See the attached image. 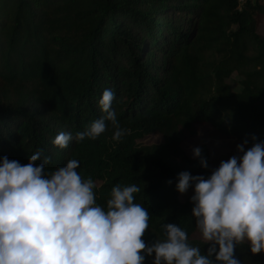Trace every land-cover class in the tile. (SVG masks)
Masks as SVG:
<instances>
[{
  "label": "trees",
  "instance_id": "16d2710c",
  "mask_svg": "<svg viewBox=\"0 0 264 264\" xmlns=\"http://www.w3.org/2000/svg\"><path fill=\"white\" fill-rule=\"evenodd\" d=\"M263 19L264 0H0V162L25 165L42 150L50 173L77 159L105 209L115 186L135 184V202L150 216L149 242L175 224L207 254L195 236L194 185L182 199L177 184L182 172L207 179L215 169L207 147L191 158L180 134L196 137V126L208 124L245 151L264 142ZM234 73L239 90L228 82ZM105 89L116 94L126 135L113 140L106 121L96 140L54 146L61 131L75 137L104 115ZM151 134L164 141L138 146ZM235 256L264 264L247 243Z\"/></svg>",
  "mask_w": 264,
  "mask_h": 264
},
{
  "label": "clouds",
  "instance_id": "9594fccd",
  "mask_svg": "<svg viewBox=\"0 0 264 264\" xmlns=\"http://www.w3.org/2000/svg\"><path fill=\"white\" fill-rule=\"evenodd\" d=\"M116 94L105 89L99 107L104 114L84 131H61L54 146L66 149L75 139H98L111 122L112 139L126 135L113 110ZM255 140V137H253ZM247 144V141H245ZM239 157L222 161L209 178L182 172L177 190L194 185L193 216L209 246L207 254L189 244L188 234L165 225L166 238L147 245L149 212L135 202L140 188L115 186L107 208L96 202V185L77 172V159L46 173L51 157L39 150L21 165L4 157L0 162V264H240L237 246L247 243L253 255L264 253V142H254ZM201 157V150L194 149ZM43 162L37 165V161ZM207 168V162L201 160Z\"/></svg>",
  "mask_w": 264,
  "mask_h": 264
},
{
  "label": "rangeland",
  "instance_id": "374dc122",
  "mask_svg": "<svg viewBox=\"0 0 264 264\" xmlns=\"http://www.w3.org/2000/svg\"><path fill=\"white\" fill-rule=\"evenodd\" d=\"M242 1L243 0H239V2ZM258 31L261 34H264V19L262 20ZM239 80H240L239 75L234 73L230 76L228 82L230 83L231 87L234 90H239L240 88ZM196 128H197L196 137H190L185 132L180 134L181 146L183 147L185 153L189 157L195 158L194 149L195 148L200 149L201 145H205L209 153L210 167L211 169H216L217 167L220 166L222 161H227L233 156L239 157L241 155V153H239L238 151V145H243V144L237 142L234 139L223 137L222 135L218 134L208 124L197 125ZM163 141L164 138L160 134H151L138 139L137 144L138 146H146L152 144H159L162 143ZM188 194L189 193L180 194V197L183 199ZM195 236L197 238H201L199 232H197ZM143 239L147 245L149 246L152 245V243L146 239V235L143 237ZM153 261H154V255L152 257L146 256L145 264H153Z\"/></svg>",
  "mask_w": 264,
  "mask_h": 264
},
{
  "label": "built area",
  "instance_id": "2783aa9c",
  "mask_svg": "<svg viewBox=\"0 0 264 264\" xmlns=\"http://www.w3.org/2000/svg\"><path fill=\"white\" fill-rule=\"evenodd\" d=\"M239 1V0H238Z\"/></svg>",
  "mask_w": 264,
  "mask_h": 264
}]
</instances>
